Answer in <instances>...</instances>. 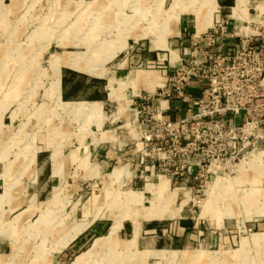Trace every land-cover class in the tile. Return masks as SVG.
Wrapping results in <instances>:
<instances>
[{
    "label": "rangeland",
    "instance_id": "obj_1",
    "mask_svg": "<svg viewBox=\"0 0 264 264\" xmlns=\"http://www.w3.org/2000/svg\"><path fill=\"white\" fill-rule=\"evenodd\" d=\"M237 4L241 19L229 10L215 21L213 13L206 29L221 25L223 39L237 38L229 54L219 51L224 55L246 36L264 52V0ZM214 8V0H0V264H75L96 239L107 237L117 218L133 210L137 241L131 243L130 218H122L125 234L119 232L112 246L103 240L79 264H264V74L253 85L257 98L249 114L240 112L239 124L235 118L225 122L236 131L216 148L227 154L202 173L193 167L190 175H178L184 165L178 155L151 158L150 144L143 142L150 114L134 106L139 94L165 100L161 89L170 79L178 81L134 57L150 49L162 58L168 53L160 50L169 49L177 62L172 66L183 58L192 64L203 60L209 49L195 44V17L202 22ZM160 31L168 32L165 47L153 42ZM70 64L102 73H83ZM64 67L105 78L93 79L96 89L108 85L103 119L100 103L61 101ZM136 72L141 79L133 80ZM149 72L159 79L153 89L143 84ZM62 102L94 104L97 110L70 114ZM161 180L170 181L164 193L157 192ZM127 194H141L142 205L125 206ZM156 203L166 216L142 218ZM152 228L165 246L173 239L171 248L185 252L141 253L139 236L151 237Z\"/></svg>",
    "mask_w": 264,
    "mask_h": 264
},
{
    "label": "built area",
    "instance_id": "obj_2",
    "mask_svg": "<svg viewBox=\"0 0 264 264\" xmlns=\"http://www.w3.org/2000/svg\"><path fill=\"white\" fill-rule=\"evenodd\" d=\"M224 34L225 30L221 25H213L196 34L195 44L209 49L204 59L192 64L183 58L179 59L177 67L172 66L170 62L167 65L169 74L178 81L171 83L170 79L169 85H164V91L161 89L162 99L170 100L173 96L186 99L184 91L191 83L206 82L195 101V109L189 110L185 118L176 122L166 120V111H160L157 105L160 99H154L150 95L138 96L134 102L140 112L150 114L152 121L150 133L143 138L145 144H150L148 155L151 158L157 155V161L160 152H163L165 157L167 155L164 159L180 156L184 163L181 173L178 174L180 176L184 173L190 175L193 167L202 173L206 164L213 166L220 156L227 154L224 149L216 148L217 143H220V139L228 132L236 130L229 128L223 118H235L242 111L249 114L252 110L249 108L252 105L250 103L257 98L253 85L264 74L261 47L253 45L252 37L246 36L245 39H240V43L230 55H224L215 50L224 40ZM183 56L187 57L189 54L184 52ZM262 79L264 81V77ZM249 119L250 117L244 125L246 128L250 126ZM231 140L235 141L232 147L235 149L236 136ZM213 149H217V153L215 150L210 154ZM172 179L173 175L170 180ZM201 202L197 197L195 204L198 206Z\"/></svg>",
    "mask_w": 264,
    "mask_h": 264
},
{
    "label": "crops",
    "instance_id": "obj_3",
    "mask_svg": "<svg viewBox=\"0 0 264 264\" xmlns=\"http://www.w3.org/2000/svg\"><path fill=\"white\" fill-rule=\"evenodd\" d=\"M238 0H214L215 8L212 10V13L209 16V12L207 11L206 14L203 17L205 19V23L199 24L196 22L195 27V34H200L204 31H206L207 27L210 25L211 17L213 13L215 14V21L223 17L226 13L229 12L232 15V17H236L237 19L242 18L243 11L236 10L238 7L237 4ZM194 16V14L192 13ZM233 19V18H232ZM236 19V20H237ZM199 29V30H198ZM183 36H186L185 33H189V30L187 27L184 26L182 28ZM183 42H181L182 44ZM237 38H227L224 39L222 43L215 49L216 51H221L224 54H229L232 50V48L236 45ZM164 51L168 54H165L164 57H160L157 53H154L152 50H141V53L139 56L134 57L136 59V62H141L142 64L150 65L152 68L157 67L156 65H159L158 68L163 69L164 75H169V71L167 70L168 63H174L176 62L175 59H173L172 54L169 49L166 50H160ZM262 55L264 56V52H262ZM179 58V57H178ZM130 57L125 60V62L129 61ZM132 60V59H131ZM123 62L122 64H124ZM177 63V62H176ZM67 71H60V90L59 95L60 99L63 102H96L101 104V115L103 119V109L104 105L109 101V91L108 85L107 87H103V89L95 87V83L93 79H103L105 78H97V77H89L85 74L73 71L71 69H68L64 67ZM126 74V73H125ZM108 82V81H107ZM108 84V83H107ZM206 86V83H191L184 91V95L186 99L181 98H175L174 96L170 100H159L157 105H159L161 102V106L163 107V110L166 111L164 118L171 122H176L179 120H182L187 115V112L189 110L195 109V101L200 96L201 90ZM105 94V95H104ZM89 96H94L89 100ZM140 96V94H139ZM156 105V103H153ZM97 119V118H96ZM102 119L101 122H102ZM223 120L226 123H231L232 118L231 117H225ZM236 123L239 124L242 122L241 116L235 117ZM97 121V120H96ZM100 122V123H101ZM98 125V123H97ZM102 125L99 124V126ZM144 147V145L142 146ZM107 158V157H106ZM103 165L106 167L108 166V162L104 163ZM58 164L53 166V168L49 169V175L52 178L55 173L58 172ZM54 178H56L54 176ZM55 180V179H54ZM170 186V181H169ZM121 234H125V228H121ZM133 232V230H132ZM152 236L151 237H140L139 236V243L141 244V253H153L157 251H184V250H173L172 244L173 239H170L169 246H165L164 239L158 234L157 228H152L150 230ZM185 252V251H184Z\"/></svg>",
    "mask_w": 264,
    "mask_h": 264
},
{
    "label": "bare ground",
    "instance_id": "obj_4",
    "mask_svg": "<svg viewBox=\"0 0 264 264\" xmlns=\"http://www.w3.org/2000/svg\"><path fill=\"white\" fill-rule=\"evenodd\" d=\"M211 14V13H210ZM209 14V16H210ZM199 15V14H198ZM197 15V16H198ZM195 17V19L197 18V20L199 21L198 17ZM205 17V16H203ZM196 20V22H197ZM203 22L205 23V19L203 18L202 19V22L199 21V26L200 24H203ZM199 30V29H198ZM161 32V31H160ZM168 32H166L164 34V32L162 31L161 33H159L158 35L155 36V38H153V42L155 43L156 47H165V43H164V39H165V36H167ZM155 39V40H154ZM163 39V40H162ZM154 45V46H155ZM111 52V51H109ZM113 52V51H112ZM104 59L103 61L106 60L107 57H110L111 54L107 53L106 55H104ZM173 56V55H172ZM55 67V66H54ZM70 67L72 69L76 68L78 69L79 71L81 72H85V73H88V74H101L102 72L99 70L98 71H93V70H87L86 67L85 68H79V67H75L73 64H70ZM74 67V68H73ZM83 67V66H82ZM90 69V68H89ZM57 73V72H56ZM54 73V74H56ZM60 73V72H59ZM57 73V74H59ZM136 79H141V72H136V74H134V77H133V80H136ZM143 84L145 86H148L150 87L151 89H153L155 87V85L159 82V79L155 78L154 77V73L152 72H149L147 73L143 78ZM57 95V94H56ZM114 97V95H113ZM63 103V102H62ZM162 103V102H161ZM161 103L159 104V109L160 111L163 110V107L161 106ZM94 104L92 105H86V104H82V103H63L61 105V107L64 109V111L68 112V113H76V114H82V113H86L88 115H93L96 113V110L94 109L93 107ZM100 106V105H98ZM212 169V168H211ZM167 180H161L159 182V188H157V192L159 193H164L166 191V187H167ZM152 189V188H151ZM150 190V188H149ZM167 193V192H166ZM168 194V193H167ZM160 194H158L159 196ZM164 195V194H163ZM170 194H168L169 196ZM162 196V195H161ZM160 196V197H161ZM168 196L165 194V198L168 199ZM171 196V195H170ZM163 197V196H162ZM141 202V194H127L126 195V200L125 202L123 203L125 206H132V205H137L140 204ZM165 203H162L161 204V208L167 206L168 204H166L167 200L164 201ZM239 203V202H238ZM142 205V203H141ZM150 206L152 207L151 209L148 208L147 211L144 212V215L142 218H146V219H151L152 218H157L159 220L163 219V217H165V213L164 211H161V210H158V209H155V207H158L157 203L154 205V204H150ZM136 207V206H135ZM124 213V212H123ZM140 213V212H139ZM125 216V215H124ZM122 216V217H119L117 218V220L115 221V223L113 224V226L111 227L110 229V232L109 234L107 235V237L105 238H102V239H96L90 249L83 253L82 255H80L79 257H77V259L75 260V264H79L81 262V260L84 258V257H88L90 256V254H92L98 247H100L102 245L103 242H105V244L109 243L110 245L113 243V242H116L117 241V235L118 233L120 232L121 230V227H122V223H123V220L122 218H130L131 222H132V225H133V233H132V239H131V243L132 242H136L137 239H138V231H139V221L137 219V215H136V210H133L132 213L130 214H127L125 217ZM169 217H171V214L169 215ZM17 219V218H16ZM88 225L90 223H87ZM87 224H84L82 225L77 231L76 233L71 236L70 238H68L61 246L64 248L67 244H69L80 232H82V230L86 229L87 228ZM53 230V229H52ZM57 231V230H56ZM55 231V232H56ZM104 240V241H103ZM103 241V242H102ZM109 246V245H108ZM112 246V245H111ZM111 248V247H110Z\"/></svg>",
    "mask_w": 264,
    "mask_h": 264
}]
</instances>
